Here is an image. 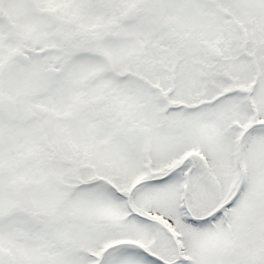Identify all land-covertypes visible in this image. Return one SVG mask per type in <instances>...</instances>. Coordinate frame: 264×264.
Segmentation results:
<instances>
[{
  "label": "snow or ice",
  "instance_id": "1",
  "mask_svg": "<svg viewBox=\"0 0 264 264\" xmlns=\"http://www.w3.org/2000/svg\"><path fill=\"white\" fill-rule=\"evenodd\" d=\"M0 264H264V0H0Z\"/></svg>",
  "mask_w": 264,
  "mask_h": 264
}]
</instances>
